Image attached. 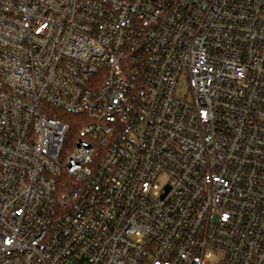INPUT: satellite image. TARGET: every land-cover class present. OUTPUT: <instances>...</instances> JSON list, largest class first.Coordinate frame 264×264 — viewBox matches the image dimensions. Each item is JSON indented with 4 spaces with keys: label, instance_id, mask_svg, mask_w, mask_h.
I'll return each mask as SVG.
<instances>
[{
    "label": "built area",
    "instance_id": "2783aa9c",
    "mask_svg": "<svg viewBox=\"0 0 264 264\" xmlns=\"http://www.w3.org/2000/svg\"><path fill=\"white\" fill-rule=\"evenodd\" d=\"M0 264H264V0H0Z\"/></svg>",
    "mask_w": 264,
    "mask_h": 264
},
{
    "label": "trees",
    "instance_id": "16d2710c",
    "mask_svg": "<svg viewBox=\"0 0 264 264\" xmlns=\"http://www.w3.org/2000/svg\"><path fill=\"white\" fill-rule=\"evenodd\" d=\"M48 114L64 123H67L70 127V135H74L81 128V125L77 123V116L75 114L58 109H52L48 112Z\"/></svg>",
    "mask_w": 264,
    "mask_h": 264
},
{
    "label": "rangeland",
    "instance_id": "374dc122",
    "mask_svg": "<svg viewBox=\"0 0 264 264\" xmlns=\"http://www.w3.org/2000/svg\"><path fill=\"white\" fill-rule=\"evenodd\" d=\"M188 92V84H183V85H179L178 89H177V94L180 97H184V95ZM160 184L163 185L168 181V176L166 175H162L160 177Z\"/></svg>",
    "mask_w": 264,
    "mask_h": 264
},
{
    "label": "snow or ice",
    "instance_id": "6c2138e0",
    "mask_svg": "<svg viewBox=\"0 0 264 264\" xmlns=\"http://www.w3.org/2000/svg\"><path fill=\"white\" fill-rule=\"evenodd\" d=\"M225 218H227V217H225Z\"/></svg>",
    "mask_w": 264,
    "mask_h": 264
}]
</instances>
